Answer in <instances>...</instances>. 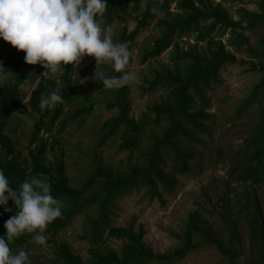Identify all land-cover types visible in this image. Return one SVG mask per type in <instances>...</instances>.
<instances>
[{"label":"trees","instance_id":"obj_1","mask_svg":"<svg viewBox=\"0 0 264 264\" xmlns=\"http://www.w3.org/2000/svg\"><path fill=\"white\" fill-rule=\"evenodd\" d=\"M172 1H175V10L170 8ZM159 12H162L160 17ZM127 16L133 18L136 25L129 33L125 27L121 28L117 43L133 41L141 29L158 17L155 25L161 28V34L149 48L143 49L142 62L156 58L171 46L174 49L170 56L173 68L163 65L161 69L154 71L151 78L144 77V84L140 86L143 91H155L161 87L167 89L166 97L148 106V110L154 114L155 122H164L160 133H153L147 140L148 144L144 145V131L151 120H136L130 116L127 84L114 88V98L107 106L116 107L118 113L103 122V132L98 144L105 143L117 131L122 130L118 151H135L139 157L127 163L122 170L103 163L96 156L93 158V169L82 181L73 184L66 172L64 153L60 152L58 156L54 155L53 160H49L47 152L53 147L49 148L47 139L40 136L42 127L47 134L52 133L54 122L60 117L64 107L75 98L66 88L73 66L71 63L65 65L62 82L58 86L63 102L51 108L46 106L42 110L39 107L41 95L46 96L54 91L57 83L45 75L42 65L26 63L23 59L24 51L13 46L7 55L0 56V67L5 74H9L6 79L0 80V169H3L12 188L18 189L20 182L30 176H38L50 182L51 193L61 204V215L48 223L45 236L58 235L78 214L86 211L85 236L91 242V258L87 264L172 263L199 245L193 241V237L197 235L205 243L214 244L221 253L228 256L231 264H241L237 261L239 252L233 241L239 217L229 220L228 227L232 230V235L230 244L225 245L197 210L190 211L184 233L178 236L179 245L172 251L163 253L154 252L141 240L142 230L135 233L131 226L109 225V222L116 199L127 189L141 185L145 187V194L161 198V194L157 192L158 185L171 191L177 182L175 176L191 170V160L195 157L191 143L200 142L198 132H208L203 119L210 118L203 107L191 111V104L197 97L204 106L208 105L204 88L211 87V81L218 80L222 67L237 61L235 52L228 50L223 41L216 39L212 33L220 30V34H223L230 29L232 38L229 44L236 50L248 44L247 31L264 25V0L259 1L258 10L241 8L240 18L237 20L229 16L220 2L214 3L212 0H108L104 13L97 19L107 26L118 18L127 20ZM192 33L195 34V43L185 48L180 39ZM1 41L9 43L2 38ZM204 41L208 43L206 48L198 49V44ZM246 49L250 56L257 59L256 62H251L250 69L258 71L260 77L240 103L239 111L264 93V40L259 49L250 46H246ZM112 73V76L120 75L114 70ZM103 86L101 81L98 88ZM27 92L26 104L31 112L39 115V119L29 138L27 153L21 156L16 150L17 141L11 137L13 131L9 127V120L13 115L25 111L23 99ZM91 92L92 88L84 92L83 102L63 119L61 127L67 121L92 110L96 102L89 100ZM46 117L48 119L44 121ZM184 141L190 147H185ZM245 147V161L239 179L253 184L264 183V101ZM166 155L170 161L169 170L163 167ZM245 194L248 197L247 191ZM252 206L253 209L248 200L243 206L249 235L258 254L252 264H264V213H261L255 203ZM7 207L12 208V211L5 212L4 206H0V235L5 232L4 221L17 210L11 199ZM105 228L109 237L126 240L120 254L114 249L104 251L95 246ZM32 235L24 233L14 238L9 245L11 251L18 252L16 248L34 241ZM57 253L60 264H83L65 242L58 244Z\"/></svg>","mask_w":264,"mask_h":264},{"label":"rangeland","instance_id":"obj_2","mask_svg":"<svg viewBox=\"0 0 264 264\" xmlns=\"http://www.w3.org/2000/svg\"><path fill=\"white\" fill-rule=\"evenodd\" d=\"M212 1L220 2L229 16L237 20L240 18L241 8L250 11L258 10L260 0ZM174 7L175 1H172L171 10H175ZM161 15L162 12H159L158 17ZM158 17L141 29L133 41L123 43L130 52L126 70L137 77L136 80L127 84L129 114L136 120L140 118L151 120L144 131V145L148 144L147 140L153 133H160L163 128L164 122L156 123L154 114L148 110V106L166 97L167 89L161 87L155 91H143L140 87L144 84L143 78H151L154 71L161 69L163 65L173 68L170 58L174 50L172 46L156 58L146 62L141 60L143 49L149 48L153 40L161 34V28L155 25ZM99 23L102 29L111 28L112 40L115 43L118 42L121 28L125 27L126 32L129 33L136 25V21L130 17L127 20L118 18L107 26L103 21ZM246 34L249 38L248 44L236 50L229 44L232 38L230 29L223 34H220V30L212 33L216 39L223 41L228 50L235 52L237 61L227 63L222 67L218 80L211 81V87L204 88L208 105L204 106L197 97L191 104V111L203 107L210 114L209 119H203L208 132H198L200 142L191 143V148L195 151V157L191 160V170L175 176L177 182L171 191H166L163 186L158 185L157 192L161 194V198L145 194V187L140 185L124 191L111 209L109 225L131 226L135 233L142 230L141 240L154 252H169L177 247L180 243L178 236L183 235L185 230L188 212L197 210L225 245L230 244L232 235V230L228 227L229 220L239 217L236 233L233 234V241L239 252L237 261L241 264H252L257 259V250L249 235L243 206L248 200L251 202V209L255 203L259 206L261 213H264V183L253 184L240 180L239 174L244 166L246 140L251 134L254 122L258 119L264 93L252 100L241 111H239V105L260 77L258 71L250 69L251 62H256L257 59L248 54L246 46L254 49L260 48L261 41L264 40V25L257 26L254 30L247 31ZM194 38V33L182 36L181 45L185 48L190 47L195 43ZM207 45V41L201 42L198 44V49L206 48ZM12 47L10 43H5L0 38L1 57L7 55ZM180 65L182 67V63ZM64 68L57 74L46 75L56 81L57 86L54 91L58 93ZM112 70L108 62L96 64L94 57L85 55L80 63L72 68L70 78L66 82V88L75 98L64 107L62 114L54 122L50 135L44 132V127L40 131V136L46 138L50 144L49 148L53 147L47 152L49 160H53L54 155L58 156L60 152L64 153L66 172L73 184L82 181L85 175L93 169V158L96 156L100 157L103 163L122 170L127 163L139 157L135 151H118V146L122 141V130L117 131L105 143L98 144L103 132L101 129L103 122L118 113L116 107L107 106L114 98V88L108 89L104 86L98 88L104 77L113 75ZM8 76L9 74H5L3 69H0V80ZM88 88H92L89 100H95V106L89 113L69 120L61 127L63 119L83 102L82 97ZM28 93L23 99L25 111L13 115L9 120V127L13 131L11 137L15 142L17 141L16 150L21 156L27 153L29 138L35 122L39 119V115L31 112L26 104ZM47 119L46 117L44 121ZM184 146H189L187 141H184ZM164 157L163 167L169 170V158L167 155ZM245 191L248 192V197ZM86 228V211H84L78 214L72 223L61 230L58 235H47V240L43 245L31 241L16 248V251L20 249L27 251L29 264H60L57 253L58 244L65 242L81 262L87 264L91 258L89 252L91 242L85 236ZM193 241L198 242L199 245L172 263L147 262L145 264H231L228 256L221 253L214 244L205 243L198 235L193 237ZM125 243L126 240L109 237L105 228L95 246L104 251L114 249L120 254Z\"/></svg>","mask_w":264,"mask_h":264},{"label":"clouds","instance_id":"obj_3","mask_svg":"<svg viewBox=\"0 0 264 264\" xmlns=\"http://www.w3.org/2000/svg\"><path fill=\"white\" fill-rule=\"evenodd\" d=\"M106 9V0H0V38L24 51V61L40 64L45 75L57 74L64 65L76 67L85 55L95 62H108L119 76L103 78L105 88H119L137 79L127 71L130 52L123 43L112 40L111 28H101L97 19ZM0 69H3L0 67ZM63 98L57 91L41 95L39 107H55ZM30 171V170H29ZM11 199L16 211L4 221L0 235V264H29L24 249L13 253L14 238L31 233L39 245L46 242L48 223L61 215V204L51 193L49 181L30 176L18 189L0 169V206L5 212Z\"/></svg>","mask_w":264,"mask_h":264}]
</instances>
